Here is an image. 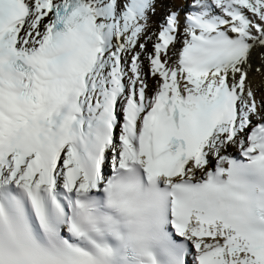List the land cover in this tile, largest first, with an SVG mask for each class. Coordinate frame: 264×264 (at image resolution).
Masks as SVG:
<instances>
[{
    "label": "snow or ice",
    "instance_id": "snow-or-ice-1",
    "mask_svg": "<svg viewBox=\"0 0 264 264\" xmlns=\"http://www.w3.org/2000/svg\"><path fill=\"white\" fill-rule=\"evenodd\" d=\"M0 264H264V0H0Z\"/></svg>",
    "mask_w": 264,
    "mask_h": 264
},
{
    "label": "bare ground",
    "instance_id": "bare-ground-1",
    "mask_svg": "<svg viewBox=\"0 0 264 264\" xmlns=\"http://www.w3.org/2000/svg\"><path fill=\"white\" fill-rule=\"evenodd\" d=\"M188 2H189V0H176V7L177 8H183V6L186 5ZM181 19H183V16H182ZM155 20H156V18H155ZM156 21H158V20H156ZM153 30H158L155 23L153 25ZM148 48H149V51H151V44H149ZM145 66H146V61H145ZM260 82H261V78L260 77L257 76V77L254 78V83L255 84H259ZM149 83L150 84L152 83L151 78L149 79ZM230 151L235 152V149H230Z\"/></svg>",
    "mask_w": 264,
    "mask_h": 264
},
{
    "label": "rangeland",
    "instance_id": "rangeland-1",
    "mask_svg": "<svg viewBox=\"0 0 264 264\" xmlns=\"http://www.w3.org/2000/svg\"><path fill=\"white\" fill-rule=\"evenodd\" d=\"M159 17V18H158ZM162 17L161 16H157L156 17V20H160ZM182 23H183V19H182ZM154 25V24H153ZM146 65H147V62H146ZM145 71H147V67L145 66Z\"/></svg>",
    "mask_w": 264,
    "mask_h": 264
}]
</instances>
